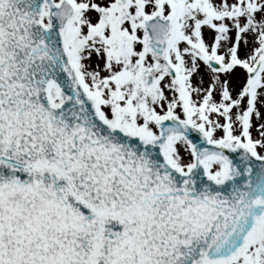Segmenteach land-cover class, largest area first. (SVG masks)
Listing matches in <instances>:
<instances>
[{
	"label": "snow or ice",
	"instance_id": "1",
	"mask_svg": "<svg viewBox=\"0 0 264 264\" xmlns=\"http://www.w3.org/2000/svg\"><path fill=\"white\" fill-rule=\"evenodd\" d=\"M0 264H264V0H0Z\"/></svg>",
	"mask_w": 264,
	"mask_h": 264
}]
</instances>
